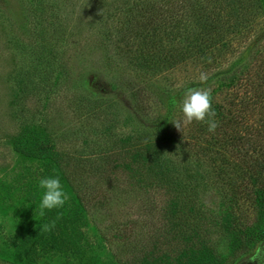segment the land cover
I'll list each match as a JSON object with an SVG mask.
<instances>
[{
  "label": "rangeland",
  "instance_id": "1",
  "mask_svg": "<svg viewBox=\"0 0 264 264\" xmlns=\"http://www.w3.org/2000/svg\"><path fill=\"white\" fill-rule=\"evenodd\" d=\"M106 2L0 0V264H188L199 241L213 246L219 264H262L263 244L244 254L223 234L225 191L206 180L202 157L182 152L183 133L174 141L150 134L151 119L119 85L133 73L125 60L105 58L115 51L101 43ZM50 46L62 60L75 54L55 84L45 69ZM205 74L189 62L157 82L182 87L173 102ZM167 117L183 119L174 105ZM39 120L56 157L14 149L23 123ZM149 134L157 161L146 156ZM54 175L69 198L42 213L37 182Z\"/></svg>",
  "mask_w": 264,
  "mask_h": 264
},
{
  "label": "trees",
  "instance_id": "2",
  "mask_svg": "<svg viewBox=\"0 0 264 264\" xmlns=\"http://www.w3.org/2000/svg\"><path fill=\"white\" fill-rule=\"evenodd\" d=\"M90 1L108 2L102 10L101 43L104 49L112 45L115 51L105 58L109 63L125 60L132 70L133 76L119 85L127 88L135 111L151 119L149 133L174 141L180 130L183 138L176 141L185 146L182 152L202 157L209 167L204 171L206 180L225 191L231 212L221 224L223 234L236 243V250L240 247V253L264 246V19H260L264 0ZM37 3L42 5L43 0ZM68 53L69 58L62 60L58 51L49 47L52 62L45 69L54 84L66 71L68 60L75 57L74 52ZM35 59L43 62L45 56ZM189 62L207 73L205 81L198 79L189 85L211 93L217 113V127L211 132L207 124L167 117L173 105L172 92L182 87L167 89L157 80H165ZM81 98L88 99L82 92ZM41 120L23 123L14 149L38 158L56 157L54 139ZM150 134L146 156L157 161L161 152ZM205 184L201 181L199 186ZM198 211L193 208L195 215ZM187 223L190 219L184 218ZM191 254L188 264L221 262L209 243L199 241ZM261 262L264 264V258Z\"/></svg>",
  "mask_w": 264,
  "mask_h": 264
},
{
  "label": "clouds",
  "instance_id": "3",
  "mask_svg": "<svg viewBox=\"0 0 264 264\" xmlns=\"http://www.w3.org/2000/svg\"><path fill=\"white\" fill-rule=\"evenodd\" d=\"M200 80L205 81L206 77L201 75ZM173 105L179 107L186 122L195 121L207 124L210 132L217 127L214 119L217 113L213 107L212 96L208 89L189 87L185 89L182 99L173 100ZM37 184L39 208L42 213L44 210L51 211L65 205L69 196L58 175L40 178Z\"/></svg>",
  "mask_w": 264,
  "mask_h": 264
}]
</instances>
